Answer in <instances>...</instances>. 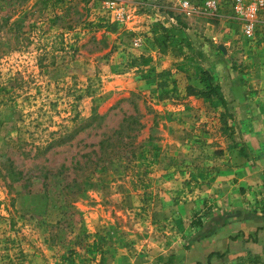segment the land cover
Here are the masks:
<instances>
[{
	"label": "rangeland",
	"instance_id": "obj_1",
	"mask_svg": "<svg viewBox=\"0 0 264 264\" xmlns=\"http://www.w3.org/2000/svg\"><path fill=\"white\" fill-rule=\"evenodd\" d=\"M181 1L3 0L0 264H159L194 235L206 194L221 190L231 126L183 111L206 102L203 88L178 65H144L151 30L137 26L173 13L195 45L212 40L238 60L263 41L264 11L247 37L232 0H188L191 15Z\"/></svg>",
	"mask_w": 264,
	"mask_h": 264
},
{
	"label": "crops",
	"instance_id": "obj_2",
	"mask_svg": "<svg viewBox=\"0 0 264 264\" xmlns=\"http://www.w3.org/2000/svg\"><path fill=\"white\" fill-rule=\"evenodd\" d=\"M147 16V22L155 25L137 26L151 30L143 51L147 61L144 65L153 60L152 69L156 71L178 65L184 83L200 88L204 73L214 77L225 102L217 98H205V102L189 95L194 101L186 103L183 111H199L208 118L212 115L213 122H223L225 118L231 126V133L221 140L226 139L227 148L222 162L218 159L217 164L219 172H223L221 190L206 194L208 200L199 206L203 210L197 214L198 226L194 225V235L186 246H179L167 262L159 264H264V38L249 43L237 60L236 53L232 55L229 48L222 50L212 40L207 45H195L192 31L196 30L180 28L173 13L155 10ZM187 34L193 37L195 50L182 38ZM189 49L197 58L186 54L191 53ZM232 60L241 63L242 71ZM174 61L180 64H173ZM209 101L213 107H208ZM208 109L212 112L206 113Z\"/></svg>",
	"mask_w": 264,
	"mask_h": 264
},
{
	"label": "built area",
	"instance_id": "obj_3",
	"mask_svg": "<svg viewBox=\"0 0 264 264\" xmlns=\"http://www.w3.org/2000/svg\"><path fill=\"white\" fill-rule=\"evenodd\" d=\"M217 0L206 1V7L210 10L217 8ZM111 6L116 5L114 1L110 2ZM117 9V16L121 17L123 14L122 6H114ZM181 7L187 15L192 14L195 11L194 6L188 0L181 1ZM232 7L236 13V16L241 20V26L243 27V33L247 37H253L256 31V22L258 19V13L263 9L264 0H232ZM141 39L138 37L132 41L135 46L140 45ZM144 264H152L146 262Z\"/></svg>",
	"mask_w": 264,
	"mask_h": 264
},
{
	"label": "trees",
	"instance_id": "obj_4",
	"mask_svg": "<svg viewBox=\"0 0 264 264\" xmlns=\"http://www.w3.org/2000/svg\"><path fill=\"white\" fill-rule=\"evenodd\" d=\"M4 6L3 4V0H0V8H2ZM68 12L69 10L66 9L65 10V14H57L55 15V18L56 19H59V18H64L65 15H68ZM161 29L162 30H165V28L163 26H161ZM202 78V81H203V89L199 91L200 95L203 97V98H206V99H212V98H217L219 100H221L223 103L225 102L224 100V97L220 91V84H218L215 80L214 77H212L211 75L209 74H206L204 73ZM223 122L225 123L226 125V120L225 118H223ZM54 141V142H53ZM53 143H56V140H51L50 142V146L53 144Z\"/></svg>",
	"mask_w": 264,
	"mask_h": 264
},
{
	"label": "water",
	"instance_id": "obj_5",
	"mask_svg": "<svg viewBox=\"0 0 264 264\" xmlns=\"http://www.w3.org/2000/svg\"><path fill=\"white\" fill-rule=\"evenodd\" d=\"M219 47L222 49V50H225V47L223 45H219Z\"/></svg>",
	"mask_w": 264,
	"mask_h": 264
}]
</instances>
